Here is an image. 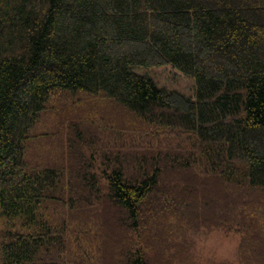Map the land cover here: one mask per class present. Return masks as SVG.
Returning <instances> with one entry per match:
<instances>
[{"label": "trees", "instance_id": "obj_1", "mask_svg": "<svg viewBox=\"0 0 264 264\" xmlns=\"http://www.w3.org/2000/svg\"><path fill=\"white\" fill-rule=\"evenodd\" d=\"M164 65L193 94L140 71ZM62 93L172 135L127 152L81 134L104 151L89 172L83 148L50 158L35 133L55 112L64 126ZM263 193L264 0H0V264H196L216 229L241 235L236 264H264ZM84 232L96 243L69 251Z\"/></svg>", "mask_w": 264, "mask_h": 264}, {"label": "rangeland", "instance_id": "obj_2", "mask_svg": "<svg viewBox=\"0 0 264 264\" xmlns=\"http://www.w3.org/2000/svg\"><path fill=\"white\" fill-rule=\"evenodd\" d=\"M140 71L148 72L160 85L165 86L168 89H177L188 95H191L194 92V79L183 74L172 66L164 65L147 70L140 69ZM78 102L79 104H77ZM61 104H64V107L66 108H70L68 112H71L69 113L68 119L64 122V126L59 127L62 117L59 119V114L55 112V114H49L44 116L45 118L43 117L41 121L42 123L37 127V133L35 134L42 137L48 136L47 140H49V143L45 144L46 147H44V149L45 154L50 158L59 157L63 160V157H65V160H67L70 158L69 153L71 152L69 150L72 146H74L76 152L78 151L76 158L81 160L78 157V154L80 148H83L85 157L82 159L84 162L80 165L88 172L92 164H94V161L97 165H102L103 163L102 156L104 151L99 149L98 146L101 144V141L109 142L115 148L121 146L123 143L127 152H131L134 149L141 150L140 152H142L148 148L159 145L160 140L163 141L164 137L172 135L165 134L163 129L156 128L149 132L145 127L146 125L144 124V121H142L139 117L128 113L123 106L118 103L105 101L103 98L94 99L87 97L86 95L84 96L83 94L73 96L69 93H62L56 94L50 100L48 105L49 107L54 106L56 108L60 107ZM65 116H68V113ZM70 123L72 128L69 126ZM117 128L119 130H114ZM122 128H124V130ZM125 130L128 134H132L133 136L126 134ZM116 131L118 134L121 131L123 132L120 133L119 136L113 135L112 133ZM81 134L85 137L100 135L97 147L89 148L86 144L79 143L78 141ZM121 135L130 136L135 139V142L132 143L133 140L129 137L121 138ZM152 138L154 139L152 140ZM58 140H60V143H58ZM61 142L63 143V149L58 146ZM79 162L81 161H71L73 165L72 168L74 167L75 169V167H79ZM77 170L74 171L75 173L73 174V179L77 178ZM256 194L258 195L259 192ZM262 195L264 197V193ZM262 200L264 201V198H262ZM105 213H107V211ZM57 217L59 220L61 219L59 214ZM262 220H264V215ZM2 221L3 219L0 217V228L2 227ZM80 231L81 229L78 232ZM206 232L196 234L194 236V242L191 243L193 244L192 246H190V243L184 245L185 247L190 246L189 254L192 258H195L196 264H220L219 262L224 260L232 264H236L235 262L238 257V246L241 235L236 232H227L223 229ZM82 234L84 235L80 236L76 234L79 239L78 244L81 243V245H76L73 240L70 242L71 246H69L68 249L74 254H76L77 248L86 249L87 247L89 248V243H96V241L92 238L95 234L90 233L88 235L87 232ZM109 241L110 240L106 243L104 242L105 250L110 246ZM106 252L107 251L104 253L100 252L104 259L106 258ZM79 256H81L80 253ZM108 262L110 263V257L108 258Z\"/></svg>", "mask_w": 264, "mask_h": 264}]
</instances>
